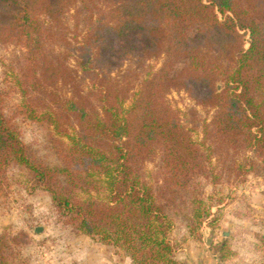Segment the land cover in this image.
Here are the masks:
<instances>
[{
	"label": "trees",
	"instance_id": "16d2710c",
	"mask_svg": "<svg viewBox=\"0 0 264 264\" xmlns=\"http://www.w3.org/2000/svg\"><path fill=\"white\" fill-rule=\"evenodd\" d=\"M0 44L21 49L0 85V187L24 172L71 232L132 264H184L170 233L211 217L205 187L264 176V0H0ZM171 91L212 111L200 141ZM18 116L51 129L55 163Z\"/></svg>",
	"mask_w": 264,
	"mask_h": 264
},
{
	"label": "rangeland",
	"instance_id": "374dc122",
	"mask_svg": "<svg viewBox=\"0 0 264 264\" xmlns=\"http://www.w3.org/2000/svg\"><path fill=\"white\" fill-rule=\"evenodd\" d=\"M245 33L244 47L248 46ZM21 49L0 44V85L16 63ZM161 61L146 64L158 68ZM219 87V86H218ZM7 103L19 102L18 92L9 91ZM167 101L179 111L182 123L192 130L195 141L202 137V124L212 111L194 104L183 91H171ZM19 136L27 147L49 163H55L52 146L55 135L49 127L24 116L16 118ZM212 169L225 175V166L213 160ZM147 171L154 165L147 164ZM8 184L0 187V236L13 249L9 264H132L115 247L84 235H76L63 223L50 196L27 182L26 174L11 169ZM210 184L205 193L211 203V217L194 234L177 224L170 236L177 244L175 259L184 264H264V176L249 174L243 183ZM240 179V178H238Z\"/></svg>",
	"mask_w": 264,
	"mask_h": 264
}]
</instances>
